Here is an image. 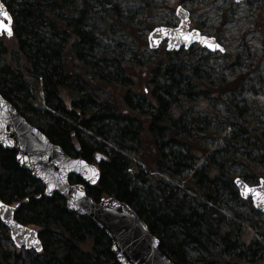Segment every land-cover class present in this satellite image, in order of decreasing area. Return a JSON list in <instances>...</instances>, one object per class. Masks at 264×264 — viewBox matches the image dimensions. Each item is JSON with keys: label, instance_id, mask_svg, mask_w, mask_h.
<instances>
[{"label": "trees", "instance_id": "obj_1", "mask_svg": "<svg viewBox=\"0 0 264 264\" xmlns=\"http://www.w3.org/2000/svg\"><path fill=\"white\" fill-rule=\"evenodd\" d=\"M2 2L13 37L0 38V95L67 156L97 165L86 195L132 209L173 264H264V222L239 210L249 200L233 187L235 177L264 179V127L237 105H226L216 130L193 112L209 95L241 90L242 78L212 86L188 50L145 53L118 0ZM16 155L0 146V201L39 228L42 251L15 249L0 223V264H118L104 233L61 196H45ZM228 202L231 215L221 209ZM246 229L255 235L248 243Z\"/></svg>", "mask_w": 264, "mask_h": 264}, {"label": "water", "instance_id": "obj_2", "mask_svg": "<svg viewBox=\"0 0 264 264\" xmlns=\"http://www.w3.org/2000/svg\"><path fill=\"white\" fill-rule=\"evenodd\" d=\"M235 4L251 2V0H232ZM2 11L7 12L9 19L0 16V22L4 25L0 27V37L10 38L7 28L12 33V18L6 7L0 0ZM177 9H181L180 12ZM175 16L179 19V24L174 28L158 27L148 33L146 41L151 51L158 49L163 41L166 42V51L188 50L195 43L212 53L220 51L221 46L214 38L209 39L211 43L218 44L219 48L212 49L202 44L199 40L187 42L180 35L190 33L188 13L177 7ZM164 29L165 31H160ZM202 36V35H200ZM204 37V36H202ZM171 45V47H170ZM222 52V51H220ZM0 145L4 149H11L17 152L16 163L24 170L28 171L34 180H38L44 187L45 196L57 194L65 201L68 212L75 213L80 217L89 219L96 228L101 230L110 242V253L114 256L118 264H173L167 260L159 251V241L151 235L145 223L142 222L135 212L122 202H117L111 197L103 198L96 203L86 195L85 185L94 187L99 178L98 169L79 159L68 157L60 147L50 143L44 135L35 127L30 126L23 117L19 116L14 107L6 102L0 95ZM88 169H95L96 175L91 179V172ZM78 177L82 184H69V177ZM239 181V183H238ZM259 179L258 183L249 188L255 189L264 195V186ZM84 183V184H83ZM246 185L240 178H235L233 187L237 190L240 199L250 200L253 210L264 213V203L254 199L251 194L244 196L241 194L242 186ZM83 193V195H81ZM7 210L0 209V223L9 233V240L17 249L30 250L35 254L42 251V244L39 240V233L30 227L23 226L14 219L17 205L11 206L0 201ZM39 243L36 244L35 242ZM39 247L40 251H36Z\"/></svg>", "mask_w": 264, "mask_h": 264}, {"label": "rangeland", "instance_id": "obj_3", "mask_svg": "<svg viewBox=\"0 0 264 264\" xmlns=\"http://www.w3.org/2000/svg\"><path fill=\"white\" fill-rule=\"evenodd\" d=\"M118 5L125 16L134 18L138 34L145 40L154 28L176 27L179 19L174 13L177 7H182L189 16V31L195 29L204 37L214 38L223 49L222 52L212 53L198 43L188 49L193 66L198 68L203 78L201 82L206 81L214 86L219 78L230 83L240 77L243 84L241 90L231 95L218 97L212 94L208 100L198 101L193 112L206 115L212 129L216 130L220 128L218 124L223 118L230 115L226 105H237L247 108L256 119L257 127H264V0L239 4L232 0H118ZM160 47L165 48L166 43ZM180 51H183V47ZM145 53H151L148 46ZM188 60L187 55H181L184 65H188ZM201 97H205V94ZM204 144L207 149L215 146L211 140H206ZM229 208L236 209L232 202L224 204L221 209L231 215ZM250 208L252 205L249 201L248 206L239 210L253 220L264 222V214L256 218ZM254 237V233L246 229L242 241L248 243Z\"/></svg>", "mask_w": 264, "mask_h": 264}, {"label": "snow or ice", "instance_id": "obj_4", "mask_svg": "<svg viewBox=\"0 0 264 264\" xmlns=\"http://www.w3.org/2000/svg\"><path fill=\"white\" fill-rule=\"evenodd\" d=\"M2 7L3 6L0 5V16H3L5 19H9L7 12L2 11ZM177 11L180 12L181 9H177ZM3 26L4 25L2 24V22H0V27H3ZM6 30L8 32V35L12 34L10 28H7ZM160 31L163 32L165 30L160 29ZM180 35L187 42H191L192 40H199L202 44L207 45L209 48H212V49L219 48L218 44L211 43L208 38L200 36L199 33H196L195 31L190 32V33L181 32ZM170 47H171V45H170ZM220 51H223V49L221 48ZM97 159H99V157H97ZM80 163L83 164V161H81ZM88 171L91 172V174H92L91 176L88 177V179H91L92 182L95 183V180L93 179V177L96 175V170L95 169H88ZM238 183H239V181H238ZM261 184H262V186H264V181H262ZM241 194L244 196H248L249 194H251L254 199H257L261 203H264V195H261L260 193H258L253 188H249L247 185L242 186ZM81 195H83V193H81ZM0 209L7 210L3 204H0ZM0 218H3V217H0ZM35 243L38 244L39 242L36 241ZM36 251H40L39 247L36 248Z\"/></svg>", "mask_w": 264, "mask_h": 264}, {"label": "flooded vegetation", "instance_id": "obj_5", "mask_svg": "<svg viewBox=\"0 0 264 264\" xmlns=\"http://www.w3.org/2000/svg\"><path fill=\"white\" fill-rule=\"evenodd\" d=\"M71 178H78V177H75V176H71L69 179H71ZM78 180H80L79 178H78ZM69 182V181H68ZM80 182H81V180H80ZM69 184H70V182H69ZM71 184H82V182L81 183H71ZM84 184V183H83ZM85 185V188H86V186H88V185H86V184H84ZM90 187V186H89Z\"/></svg>", "mask_w": 264, "mask_h": 264}]
</instances>
